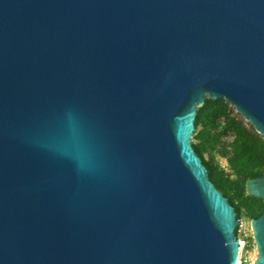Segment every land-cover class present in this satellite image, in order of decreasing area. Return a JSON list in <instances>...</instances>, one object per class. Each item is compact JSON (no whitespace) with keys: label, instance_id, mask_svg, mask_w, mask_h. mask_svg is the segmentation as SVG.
<instances>
[{"label":"water","instance_id":"95a60500","mask_svg":"<svg viewBox=\"0 0 264 264\" xmlns=\"http://www.w3.org/2000/svg\"><path fill=\"white\" fill-rule=\"evenodd\" d=\"M206 99L264 138V0H0V264H237Z\"/></svg>","mask_w":264,"mask_h":264},{"label":"trees","instance_id":"16d2710c","mask_svg":"<svg viewBox=\"0 0 264 264\" xmlns=\"http://www.w3.org/2000/svg\"><path fill=\"white\" fill-rule=\"evenodd\" d=\"M194 126L192 148L236 219L248 223L260 217L264 202L247 195L246 182L264 174V138L224 99H206L197 109ZM235 235L245 242L246 251L255 247L252 235L240 232V226ZM242 263L248 264L245 257Z\"/></svg>","mask_w":264,"mask_h":264},{"label":"rangeland","instance_id":"374dc122","mask_svg":"<svg viewBox=\"0 0 264 264\" xmlns=\"http://www.w3.org/2000/svg\"><path fill=\"white\" fill-rule=\"evenodd\" d=\"M222 164H224L223 161H222ZM239 226H240V232L245 233V234H249V233L251 234L250 222L246 223L242 221L239 223ZM238 241L240 242V254H239V259L237 263L243 264L242 258L245 257L248 264H254L258 256L256 247L252 248L249 251H246L245 242L243 240H238Z\"/></svg>","mask_w":264,"mask_h":264},{"label":"built area","instance_id":"2783aa9c","mask_svg":"<svg viewBox=\"0 0 264 264\" xmlns=\"http://www.w3.org/2000/svg\"><path fill=\"white\" fill-rule=\"evenodd\" d=\"M239 246H240V242H239ZM239 250H240V248H239Z\"/></svg>","mask_w":264,"mask_h":264},{"label":"bare ground","instance_id":"6f19581e","mask_svg":"<svg viewBox=\"0 0 264 264\" xmlns=\"http://www.w3.org/2000/svg\"><path fill=\"white\" fill-rule=\"evenodd\" d=\"M238 262V261H237ZM238 264V263H237Z\"/></svg>","mask_w":264,"mask_h":264}]
</instances>
